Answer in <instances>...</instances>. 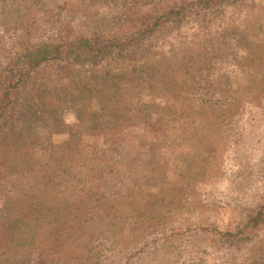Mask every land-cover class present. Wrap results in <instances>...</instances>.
Masks as SVG:
<instances>
[{
	"label": "trees",
	"instance_id": "trees-1",
	"mask_svg": "<svg viewBox=\"0 0 264 264\" xmlns=\"http://www.w3.org/2000/svg\"><path fill=\"white\" fill-rule=\"evenodd\" d=\"M96 1L98 0H79L83 11H59L55 18L64 28L61 34L48 32L49 28H45L47 25L43 23L49 22L44 20L43 16L29 14L34 10L29 0H6L3 3L8 7H0V42L4 37L11 38L12 33L21 30L19 39L9 43L10 47L0 46V225L12 221L17 223L18 246L22 251L28 252V264H264V201L254 210L237 208L233 198L212 195L209 192L214 189V192H219L218 185L225 184V181L217 180L216 185L207 191L205 188L210 184L204 175L198 178L195 188L201 198L186 200L188 194L183 196L173 184V176L181 165L180 154H163L156 162H151L150 168L149 165L143 168L138 174L143 177L141 182L144 183L145 178L146 183L140 184L141 186L136 183L138 180L129 174L128 165L118 162L114 163L115 167L111 170L102 169L98 163L89 162L85 168L78 170V174H83L86 182L84 186L80 185L79 189L74 187L72 190L71 185L67 184L63 187L59 185L56 191L49 192L45 197L27 185L35 180L33 175L42 179L47 176L44 173H36L35 167L30 168L34 163L32 160H39L35 156L42 161L38 147L40 141L44 144V136L48 135L51 143H55L60 134L54 130L55 127L49 126L42 129L39 136L34 137L37 140L35 143L20 132L22 127L18 126L21 115L19 110L23 97L28 95L30 98L39 99L50 89L49 86L39 91L30 88L38 70L51 65L52 62L60 64L61 67L65 65L64 62L81 63L88 56L97 61L98 66L102 68V74L107 76L108 80L118 77V69H127L129 72L126 73V78L131 81L138 71L129 67L138 64L147 67L148 64H155L151 63L150 54L147 57L139 54V50L149 51L154 39V49L157 53L152 57L159 59L166 56L165 63H168L169 67L178 60V68L190 65L194 70L197 69L198 63L191 56L186 57L184 49L180 50L184 46V39L181 34L179 37L181 31L177 30L186 28L185 31L190 30L192 36L197 31L200 35L207 19L213 20L219 15L218 11L210 9L207 4L215 0H191L185 6L163 10L162 14L153 18L145 28L128 37L121 33L124 21H120L116 29L114 22L109 23L108 20L114 13L106 10V7L100 8L103 6L95 7L100 9L93 8L91 4ZM94 21L98 22H95V29H92L90 25ZM237 21H240L239 17ZM47 33H50V39ZM158 37L160 38L157 40ZM151 38L152 42L148 44L147 40ZM256 41L246 40L241 42L239 47L258 49L259 42ZM225 42H219L220 48L226 51L220 52V59H224L228 64L235 66L243 57V62H246L254 56L251 51L247 56L241 55L237 50L228 53L231 44L229 46L228 41L224 45ZM199 45L203 47L210 44L205 38L199 40ZM108 56L110 57L107 58ZM219 68L226 71L227 66L221 64ZM143 74L147 72L144 70ZM155 75L161 78L157 77V81L170 78L168 73L156 72ZM171 75L180 77L177 72ZM93 78H96L95 81L98 79L96 76ZM196 78L197 76L194 81L190 79V82H197ZM245 78L258 79L250 78L249 75ZM212 79L201 82L200 86L189 87L193 89V95H189L192 97L190 102L196 103L194 107L199 106L200 113L197 118L193 117V112L189 113V118L185 119L184 123H187L189 130L191 126L199 129V134L206 138L205 143L209 142L210 147L219 149L220 144L227 140L229 149L226 151L232 152L240 148L237 159L252 162L255 159L251 158L249 153L253 150V145L254 148L258 145L257 137L254 138L256 130L251 129L250 136L241 140L251 124L239 114L242 113L237 110L239 106L220 101L214 95L217 90L212 87L216 79ZM141 80L147 79L143 77L139 81ZM180 80L185 81V78L180 77ZM226 83L227 86L223 88L232 87L230 80H226ZM203 86L213 89L207 92L211 93L209 96L195 90ZM221 91L220 93H223ZM172 93L178 96L176 90ZM146 95L150 96L149 93ZM222 96L224 93L220 94L221 98ZM231 103H234L233 99ZM129 104H132L131 100ZM40 112L44 117L50 118V115L44 114L43 108ZM143 113L142 111L139 114ZM145 114V117L140 118L142 127L156 119L154 112ZM177 121L181 124L182 119L178 116ZM237 127L242 133L232 136ZM187 141L198 145L188 136ZM235 144L239 147L235 148ZM172 161L173 166L167 165ZM29 176L31 182L28 180ZM131 185V192H135L132 199L129 190ZM203 197L208 200L222 198L228 206H213L211 200L205 205L202 203ZM226 218L231 219L224 221ZM119 227L125 228V234L115 232ZM142 232L147 236L146 242L139 249L132 250L129 240ZM202 233L214 238L219 236L221 240L225 237L252 238L253 250L249 253L231 250L203 254L198 244ZM7 253L15 255L16 251H7V248L0 246V264H15L14 257L8 256Z\"/></svg>",
	"mask_w": 264,
	"mask_h": 264
},
{
	"label": "rangeland",
	"instance_id": "rangeland-1",
	"mask_svg": "<svg viewBox=\"0 0 264 264\" xmlns=\"http://www.w3.org/2000/svg\"><path fill=\"white\" fill-rule=\"evenodd\" d=\"M4 1L6 0H0V7L6 9L8 6L3 3ZM29 1L34 7L29 14L33 16L36 13L37 16H43L44 20L49 22L43 23L47 25L45 28H49L48 32L53 31L58 34H61L64 29L55 18L59 11L65 12L67 9L83 11L79 0H44V3L41 0ZM190 2L191 0H98L91 5L93 8L106 7V10L114 13L108 20L109 23L114 22L116 29L119 27V22L124 21L121 33L129 37L139 29L145 28L153 18L161 15L163 10L174 6H185ZM207 4L210 9L218 11L219 15L213 20L207 19L202 34L198 35L199 31H197L192 36L190 30L185 31L186 28L177 30L181 31L179 37L181 34L184 39V46H182L184 48L181 47L180 50L184 49L187 53L186 57L191 56L198 63L197 69L193 70L190 65L178 68L176 66L178 60L169 67V64L165 63L166 56L159 59L152 57L157 53L154 49V39L151 48L154 51L139 50V54H143V57L150 54L149 59L155 64H148L147 67L142 64L129 67L138 71L135 73L136 79L132 77L131 81L126 78V73L129 72L127 69H118V77L108 80L107 76L102 74V68L98 66L97 61L88 56L81 63L64 62L65 65L61 67L60 64L52 62L51 65L38 70L37 77L32 80L30 88H36L39 91L49 86L50 89L39 99L30 98L28 95L23 97L19 110L21 115L18 126L22 127L20 132L24 133L29 141L33 139V142L37 141L34 137L39 136L41 130L49 126L55 127L54 130L59 131L60 134L56 137L55 143H51L48 135L44 136L46 140L44 144L41 141L38 142L41 151L39 156L42 157V161L35 156L39 160H32L34 163H30L32 166L30 168L35 167L36 173H44L47 176L42 179L33 175L35 180L32 184H27L30 185L29 187L45 197L49 192L56 191L59 185L63 187L67 184L71 185L72 190L75 189L74 187L79 189V186H84L86 182L83 174H78V170L85 168L89 162L98 163L105 170H111L116 162L127 164L129 174L138 180L136 183L145 184V178L144 183L141 182L143 177L138 173L148 165L150 168L151 162H156L161 155L173 156L175 153L180 154L181 165L173 176L175 180L173 184L183 196L188 194V199L185 197L183 199L194 201L201 198L195 188L198 178L204 175L209 179L210 184L208 188H205L207 191L216 185L217 180L225 181V184L218 185L219 192H214V187V190L209 191L212 195L217 194L226 198L229 196L233 198L235 206L242 210H254L259 207V204L264 201V0H215ZM23 14H25L24 11ZM238 17L240 21H237ZM0 21L2 22L1 16ZM95 22L98 21L90 25L92 29H95ZM88 30H90L89 27ZM11 35V38L4 37L0 42L1 47L3 45L10 47L9 43L19 39L21 30ZM46 35L50 39V33ZM205 38L210 45L201 47L199 40ZM246 40L251 42L257 40L259 50L249 46L239 47ZM222 41H226L224 45L228 41L229 46L231 44L228 53L237 50L241 55L247 56L251 51L254 56L246 62H243V57L235 66L228 64L223 61L224 59H220V52L226 53L222 47L220 48L219 42ZM151 42L152 38L147 40L148 44ZM221 64L227 66L226 71L219 68ZM144 70L147 74H143ZM156 72L168 73L170 78L157 81ZM175 72L180 77H184L185 81L180 80V77L176 75H171ZM247 75L250 78L258 77V79L247 80L248 78H245ZM94 76L98 78L96 81ZM195 76H197V82L194 84L190 82V79L193 80ZM143 77L147 80L139 81ZM214 77L216 80L212 88L217 90L214 95L220 101L239 106L238 112L242 111L239 114L248 124H251L241 140L250 136L251 129L259 130V132L254 131V138L257 137L258 145L256 148L253 145V150L249 153L252 155L251 158L255 159L252 162L237 159L241 152L240 148L232 152L226 151L229 149L226 145L227 140L224 144H220L219 149L210 147L209 142L205 143L206 138L199 134V129L191 126L189 130V127H186L187 123H184V120L189 118V113L193 112L194 118H197L196 116L200 113L199 106L194 107L196 103L190 102L192 97L189 95H193V89L190 88L200 86L201 82L213 80ZM43 79H45L44 84ZM226 80H230L232 87L223 88L227 86ZM212 88L203 86L195 90L209 96L211 93L207 92H211ZM174 89L178 92V96L172 93H175ZM220 91L224 93L222 96L224 100L220 97V94H223ZM146 93L150 96L148 97ZM232 99L234 103H231ZM130 100L132 104L128 105ZM189 102L192 104L190 105ZM42 108L44 114L50 115V118L43 116L40 112ZM142 111L144 113L139 114ZM145 112H154L156 119L142 127L140 118L146 116ZM184 113L186 114L183 116ZM178 116L182 119L181 124L177 121ZM236 129L232 136L242 133L238 127ZM187 136L198 145L190 144ZM234 147L239 146L235 144ZM220 150L222 153H218ZM16 161L20 166L19 161ZM172 163L173 161L168 162L167 165L171 167ZM28 180L32 181L30 176ZM132 185L129 186L130 192ZM131 195L130 199L135 196V192H131ZM202 199L205 205L211 200L213 206H228L224 199L219 197L209 200L203 197ZM234 209L238 213L236 207ZM230 219L226 218L224 221ZM124 229L119 227L115 229V232L122 235L125 234ZM18 234L19 228L15 221L1 224L0 246L7 248V251H16L15 255L7 253L8 256L14 257L15 264H28V252L19 248ZM221 239L219 236L214 238L202 233L198 238L201 252L207 254L211 251L234 250L249 253L253 250L252 238L225 237ZM146 240V234L139 233L129 240L130 247L132 250H137Z\"/></svg>",
	"mask_w": 264,
	"mask_h": 264
}]
</instances>
